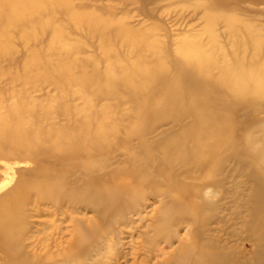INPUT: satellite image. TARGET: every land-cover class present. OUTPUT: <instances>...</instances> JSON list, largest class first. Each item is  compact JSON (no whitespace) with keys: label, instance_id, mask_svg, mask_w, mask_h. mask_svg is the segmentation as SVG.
Instances as JSON below:
<instances>
[{"label":"rangeland","instance_id":"374dc122","mask_svg":"<svg viewBox=\"0 0 264 264\" xmlns=\"http://www.w3.org/2000/svg\"><path fill=\"white\" fill-rule=\"evenodd\" d=\"M263 164L264 0H0L9 264H257Z\"/></svg>","mask_w":264,"mask_h":264},{"label":"bare ground","instance_id":"6f19581e","mask_svg":"<svg viewBox=\"0 0 264 264\" xmlns=\"http://www.w3.org/2000/svg\"><path fill=\"white\" fill-rule=\"evenodd\" d=\"M207 130L208 127H206ZM136 155H132L131 158L133 159V162H135L134 159H136ZM144 162L143 161H138V163H135V168H140L142 166H144ZM15 170L11 171L9 177L7 179H4L3 182H0V220H6L8 221V217L5 216L3 210L6 207H9L11 209L15 208V206L18 204L19 202V197L21 195V193H17L16 189H17V184H19V179L18 177H14L15 175ZM259 174V179L257 180L259 182L258 186L264 185V164L261 167V170L258 172ZM223 178H225V174H222ZM15 182V183H14ZM124 192H126V190H124ZM120 194H123V192H121ZM124 195V194H123ZM127 197H122L120 198V201H126ZM258 202H260V204H263L261 206H264V187L262 188L261 192H260V196L258 199ZM123 205V204H122ZM11 224V223H9ZM251 230H255L254 231H250L249 235L254 236L255 239L257 240V243L255 244L256 246L259 245L264 238V208H262L256 215L255 219L252 221V226H251ZM73 243H78L77 239H73ZM6 246V251L4 249V247ZM5 246L0 244V253L1 251L5 254V256H7V260H8V264H9V260L12 259L11 254L16 257H20L22 256V252H23V246L20 240V235L17 234L16 237L12 238V237H8L5 239ZM183 244L180 243L178 246L175 247L174 249V253L175 254H179L180 250L183 249ZM186 252L184 253V258L187 259L190 255V251L187 249V247L185 246ZM264 250H257V264H264ZM1 259V256H0ZM13 262V260H12ZM25 264H32V262H27V261H23Z\"/></svg>","mask_w":264,"mask_h":264}]
</instances>
